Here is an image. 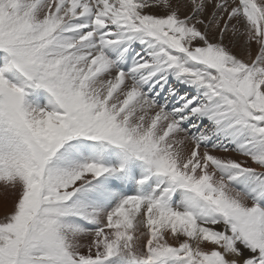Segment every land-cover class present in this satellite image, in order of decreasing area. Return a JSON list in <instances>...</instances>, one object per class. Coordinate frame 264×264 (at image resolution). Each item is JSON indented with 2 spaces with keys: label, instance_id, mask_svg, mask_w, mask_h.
I'll use <instances>...</instances> for the list:
<instances>
[{
  "label": "snow or ice",
  "instance_id": "snow-or-ice-1",
  "mask_svg": "<svg viewBox=\"0 0 264 264\" xmlns=\"http://www.w3.org/2000/svg\"><path fill=\"white\" fill-rule=\"evenodd\" d=\"M0 211V264H264V0H0Z\"/></svg>",
  "mask_w": 264,
  "mask_h": 264
},
{
  "label": "bare ground",
  "instance_id": "bare-ground-1",
  "mask_svg": "<svg viewBox=\"0 0 264 264\" xmlns=\"http://www.w3.org/2000/svg\"><path fill=\"white\" fill-rule=\"evenodd\" d=\"M253 54H255V46H253ZM0 215H2V211H0Z\"/></svg>",
  "mask_w": 264,
  "mask_h": 264
}]
</instances>
